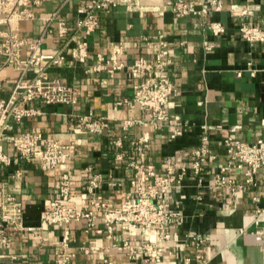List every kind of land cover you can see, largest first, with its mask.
I'll return each instance as SVG.
<instances>
[{
	"label": "crops",
	"instance_id": "crops-1",
	"mask_svg": "<svg viewBox=\"0 0 264 264\" xmlns=\"http://www.w3.org/2000/svg\"><path fill=\"white\" fill-rule=\"evenodd\" d=\"M87 1L90 0H29L25 6L29 17L12 22L25 40L22 57L36 44L42 54L64 52L61 66L50 67L47 72L73 86L76 102L45 104L35 99L19 103L35 113L19 122L10 120L7 133L32 131L62 144L73 141L75 152L64 166L42 170L37 160H24L10 143L2 142V151L11 161L8 164L0 161V186L22 203V223L26 230L14 234L10 249L0 250V263H56L63 229L43 222L41 213L55 199L57 179L66 169L70 172L71 206L79 209L88 203L85 168L90 167L100 176L99 192L103 200L110 207H118L126 195L136 193V187L131 185L134 175L131 163L138 160V153L132 141L140 138L144 142L147 162L156 172H164L167 160L171 161L174 172H179L181 168L189 169L191 151L199 141L200 125L206 124L217 159L206 164L201 181L188 170L182 183L166 193L164 201L182 216L180 225L170 227V239L158 241L154 228L142 234L115 226L116 242L127 239L131 243L152 241L163 245L167 252L160 264H264L261 254L264 166L257 170L253 184L236 196L227 188L213 184L214 173L229 162L222 146L223 138L232 136L254 143L264 136V43L246 41L239 32L244 21L264 23V0H224L220 11L203 16L176 17L171 10L172 0H138L134 10L118 6L108 12L100 11L98 27L86 37L87 58L81 63L71 56L70 50L78 42V35L84 34L77 26L80 18L77 8ZM231 4L254 9L253 14L233 15ZM4 18L5 14L0 13L2 32L8 29ZM47 22L49 31H44ZM60 22L66 27L61 37L58 36ZM208 22H219L224 31L212 34ZM159 33L164 35L170 58L164 72L175 89L166 109L188 126L174 139L169 135L176 121L154 125L136 104L118 105L131 98L133 86L143 80L131 71L133 60L144 56L154 62L158 58ZM115 43L124 46L121 69L85 71L100 62L99 55L107 59ZM35 71V68L30 70L27 77H32ZM17 77L18 72L10 66L0 69V96H8ZM87 115L105 117L104 129L99 133L83 129L79 118ZM130 118L141 123L124 129L123 121ZM43 144L40 141L34 152ZM18 168L22 173L16 181L13 173ZM227 174L237 182L244 180L242 170L233 164ZM84 223L71 221L68 225L70 239L66 251L75 253L73 264H101L104 257H109L112 264H153L129 260L124 251L110 246L105 231L85 233ZM95 226L105 228L100 214ZM193 237L202 242L196 246ZM82 245L89 249L88 253L80 250ZM196 253L203 256V263L195 259ZM187 257L189 262L185 261Z\"/></svg>",
	"mask_w": 264,
	"mask_h": 264
},
{
	"label": "built area",
	"instance_id": "built-area-1",
	"mask_svg": "<svg viewBox=\"0 0 264 264\" xmlns=\"http://www.w3.org/2000/svg\"><path fill=\"white\" fill-rule=\"evenodd\" d=\"M223 1L172 0L170 5L176 17L203 16L209 12L220 11ZM28 2L29 0H0V13L5 14L4 20L8 24L6 31H0V69L10 66L18 72V77L8 96H0V161L5 164L11 161V158L2 151V142H8L24 160L29 162L37 160L42 170H50L64 166L72 158L75 152L73 141L62 144L52 138H43L40 132L32 131L15 135L7 133L11 126L10 120L19 122L23 117L35 113L34 109L20 107L19 103L35 99H39L45 104L76 102L73 86L61 81L58 77L50 76L47 72L50 67L61 66L65 60L63 51L42 54L37 51L36 44L29 54L25 57L21 56L25 40L12 26V22L29 17L25 11ZM118 6L134 10L138 6V0H90L77 8V13L80 16L77 26L83 30L84 34L78 35V42L70 50V54L75 60L81 63L86 61V37L98 27V13L100 11L108 12ZM253 11L254 9L240 8L236 4L230 5V12L233 15L251 16ZM207 27L214 35L224 31L219 22H208ZM46 30L49 31L48 22L44 31ZM65 32L66 27L63 22H60L58 36H63ZM239 32L241 38L246 41L264 43V23L258 25L244 21L239 26ZM157 38L161 46L158 58L154 62L144 56H138L133 60L130 69L134 74L143 77V80L133 86L132 97L118 102V105L136 104L140 110L147 113L149 122L154 125L170 124L172 121H176L172 125L169 135L171 139H174L188 126L187 122H180L178 116L170 115L167 112L166 106L175 89L164 72L165 66L170 63L164 35L159 33ZM123 52V44L115 43L111 45L107 59L99 55L100 62L87 67L85 71L107 69L109 72H113L121 69L124 65L120 58ZM33 68L36 70L34 75L27 77L28 72ZM153 74L157 75L153 77ZM237 74L240 75L239 72ZM250 74L253 75L254 72L251 71ZM136 123L141 122L138 119L130 118L124 120L122 126L124 129H128ZM79 124L83 129L93 133L101 132L106 126L105 117L93 118L91 115L80 117ZM200 130L198 144L191 151L192 160L189 169L181 168L179 172H174L173 165L169 160L166 161L164 172H156L154 166L147 162L144 142L140 138L132 141L131 143L138 153V160L131 163V167L134 169L131 185L136 187V193L126 195L118 207H110L103 200L99 192L100 176L94 173L90 167L85 168V190L88 203L79 209L71 206L69 204L71 197L70 172L68 169L62 172L57 179L55 199L51 202L49 209L41 213L43 222L63 229V236L57 250L58 260L55 264H73L75 253L66 251L70 239L68 225L71 221L80 220L85 222L83 229L85 233L105 231L106 237L111 241L110 246L124 251L129 260L160 264L164 253L167 252L165 246L152 241L131 243L127 239L117 243L114 227L119 226L127 232L138 230L142 234H147L154 228L157 231L158 241L165 242L170 239V227L180 225L182 216L179 211L172 210L164 201L166 193L172 187L182 183L188 170L198 177V181H201L206 164L217 159V154L211 147L208 126L201 124ZM40 141L44 143L43 147L35 153L34 149ZM222 146L229 162L214 173L213 184L217 187L227 188L233 196H236L253 184L257 170L264 166V136L254 143L227 136L222 139ZM232 164L242 170L244 175L242 183L227 174ZM21 173L20 168L14 171L13 175L16 181L21 179ZM23 214L22 203L0 186V250L10 249L14 234L26 230L22 223ZM99 214L104 221V229L95 226V220ZM192 239L196 246L202 242L196 237ZM80 250L83 253L89 252V249L84 245L80 247ZM261 254L264 259V248ZM194 257L199 262H204L200 253H196ZM185 261L189 262L190 258H185ZM101 264H112V261L109 257H104Z\"/></svg>",
	"mask_w": 264,
	"mask_h": 264
}]
</instances>
